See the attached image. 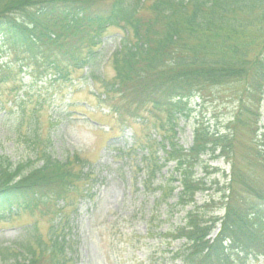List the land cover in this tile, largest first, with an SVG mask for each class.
Wrapping results in <instances>:
<instances>
[{
    "label": "trees",
    "instance_id": "1",
    "mask_svg": "<svg viewBox=\"0 0 264 264\" xmlns=\"http://www.w3.org/2000/svg\"><path fill=\"white\" fill-rule=\"evenodd\" d=\"M111 27L119 28L121 37L110 57L114 76L106 80L94 72L103 61L101 45ZM9 55L13 59L4 61ZM85 69L86 78L92 75L103 83L102 102L122 121L138 118L149 106L162 112L173 130L205 89L236 82L251 106L241 97L233 124L243 123L246 110L257 126L264 99V0H0V84L27 74L65 82ZM236 132L235 126L232 133L222 134L198 122L188 150L174 132L160 140L150 136L142 146L147 153L137 167L145 191L154 189L170 161L178 173L155 185L160 190L155 206L164 202L167 211L193 207L183 224L170 229L176 239L185 240L172 256L174 262L219 264L232 249L255 253L257 230L264 223V187L255 191L254 201L239 205L230 200V186L223 190L225 214L214 238L210 234L220 218L207 217L196 200L197 193L211 187L195 176L194 168L205 154L226 155ZM260 137L257 144L264 150V133ZM71 165L49 157L24 174L0 155V222L53 197L65 200L78 181L84 183L81 196L92 197L91 171H74ZM176 181L179 185H173ZM66 206H58L45 235L37 224H28L11 243L0 245V264H78ZM148 232H154L152 227Z\"/></svg>",
    "mask_w": 264,
    "mask_h": 264
},
{
    "label": "rangeland",
    "instance_id": "2",
    "mask_svg": "<svg viewBox=\"0 0 264 264\" xmlns=\"http://www.w3.org/2000/svg\"><path fill=\"white\" fill-rule=\"evenodd\" d=\"M120 37L121 30L116 27L105 34L101 45L103 61L94 72L97 77L113 78L110 57L118 48ZM3 59L9 61L13 57ZM86 73L89 74L86 69L77 71L71 80L53 83L27 74L0 84V155L8 159L12 170L20 167L25 174L51 157L69 160L74 171L82 169L93 175L92 197L81 196L84 183L78 181L77 189H71L65 200L53 197L32 211L0 222V245L11 243L28 224H37L45 235L58 206L65 202L78 264H179L172 256L185 240L176 239L178 234L170 229L183 224L187 211L193 207L167 211L164 202L155 206L160 193L155 191V185L178 173L175 161H170L152 184L154 189L145 191L137 167L141 156L147 153L142 146L147 145L150 136L160 140L174 132L178 144L188 150L198 122L222 134L232 133L235 126L236 137L228 153L221 157L215 156L218 151L205 154L204 162L194 168L196 177L210 183L211 188L197 193L196 200L207 217L220 218L210 234L214 238L225 214L223 190L230 186V200L239 205L254 201L255 191L264 187V150L257 144L263 141L260 134L264 133V99L257 126L246 110L242 111L243 123L235 125L232 120L240 105L243 85L231 82L208 87L202 96L192 99V111L180 117L172 130L165 115L149 106L139 111L138 118L122 121L102 102L103 83L92 79V75L86 78ZM242 98L251 106L249 96ZM257 127L259 131H255ZM136 145L140 147L134 148ZM168 200L175 201V195ZM150 227L153 233L148 232ZM257 231L254 254L244 255L232 249L219 264H264V223Z\"/></svg>",
    "mask_w": 264,
    "mask_h": 264
}]
</instances>
